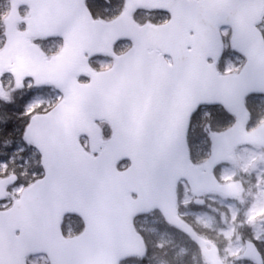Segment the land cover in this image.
<instances>
[{
  "label": "snow or ice",
  "instance_id": "6c2138e0",
  "mask_svg": "<svg viewBox=\"0 0 264 264\" xmlns=\"http://www.w3.org/2000/svg\"><path fill=\"white\" fill-rule=\"evenodd\" d=\"M15 7L14 31L0 11V264L124 259L131 218L161 177L175 176L182 133L195 141L212 120L234 121L209 135L214 157L216 136L264 138V0ZM235 100L249 121L259 109L251 131ZM262 179L264 169L255 180L264 199ZM249 227L236 261L264 264V224Z\"/></svg>",
  "mask_w": 264,
  "mask_h": 264
},
{
  "label": "rangeland",
  "instance_id": "374dc122",
  "mask_svg": "<svg viewBox=\"0 0 264 264\" xmlns=\"http://www.w3.org/2000/svg\"><path fill=\"white\" fill-rule=\"evenodd\" d=\"M0 2V8H1ZM4 24L5 19L3 20ZM221 111L220 109H218ZM255 120H258L259 109L253 111ZM208 121H202L201 127ZM228 123V119H215L211 121V130L206 135L204 132H199L197 138L193 141L191 138V149L195 151L196 156L200 154L203 148L210 150L211 142L209 135L213 131H222L230 126L232 121ZM233 161L227 163L225 167L220 169L218 174L221 181H236L240 180L244 184L242 193L235 197H224L221 195H211L207 199L208 206L204 211L193 209L194 196L191 193L189 186L185 183L179 187V195L183 206L195 213L197 221H205L203 226L210 229L220 225L222 228L216 232L218 239L223 248V255L227 261L237 263L236 255L239 253L238 239L240 243H244V237H251V228L249 225L264 224V216L260 213L264 210V199L257 197L255 180L258 170L264 169V147L241 146L233 152ZM200 157L196 161H201ZM264 183V179H262ZM249 192L252 193L251 197ZM250 197V198H249ZM251 199V200H248ZM255 198V203L253 199ZM241 200L244 203H241ZM249 201V202H248ZM229 205L234 206L232 210ZM191 207V208H190ZM186 211H182L185 215ZM217 223V224H216ZM166 223L162 218H148L138 220V227L145 234L149 244V253L147 259L129 260L124 264H208L201 255L199 248L190 245L189 239L180 236L176 233L168 232L165 227ZM40 264H44L43 261Z\"/></svg>",
  "mask_w": 264,
  "mask_h": 264
},
{
  "label": "water",
  "instance_id": "95a60500",
  "mask_svg": "<svg viewBox=\"0 0 264 264\" xmlns=\"http://www.w3.org/2000/svg\"><path fill=\"white\" fill-rule=\"evenodd\" d=\"M25 0H14V8L11 15L8 18L7 27L11 30L17 28L18 22H20V16L18 13V6L24 3ZM17 46L22 47V41H17ZM8 62H5L7 66ZM23 63L14 64L13 68L20 72L23 70ZM230 108L237 113L242 125L248 120L247 113L243 109V101L235 100L230 103ZM186 123V121H185ZM228 131V130H227ZM227 131L221 132L225 133ZM215 140L217 142L218 151L213 156V152L209 159L201 165H196L191 161L192 165H196L197 169H191L186 167V160L190 157L187 141H184L183 133L181 134V144L180 152L181 159L178 160L173 167L175 168V176L169 178L163 176L160 178L158 185L152 191V193L144 200L142 206L136 211L141 213H149L155 209H159L165 215L169 223L181 228L186 234L193 237L196 243L202 248L203 255L206 257L207 261L211 264H224L219 257L218 248L210 241L199 236L193 227L184 221L177 213V185L182 179L189 181L191 187L196 193L200 192H219L225 195L233 196L239 194L242 190V184L240 182H235L231 184H219L215 174V167L223 162L230 161L233 159L231 156V151L241 144H260L264 145V138L259 136H245L242 132L229 133L227 136H216ZM248 141V142H245ZM191 160V158H190ZM189 177H192L191 179ZM198 204H203V200L198 199L196 201ZM67 211H75L72 207L66 208ZM131 218V224L129 226V233L123 239L119 255L125 257L129 256H145V242L142 235L136 230L133 219ZM134 225V227H132ZM211 245V248L208 245ZM124 259L114 260L113 264H120Z\"/></svg>",
  "mask_w": 264,
  "mask_h": 264
},
{
  "label": "flooded vegetation",
  "instance_id": "af4514ba",
  "mask_svg": "<svg viewBox=\"0 0 264 264\" xmlns=\"http://www.w3.org/2000/svg\"><path fill=\"white\" fill-rule=\"evenodd\" d=\"M3 11H5V8L3 9ZM5 14L6 13H4V16L2 17V19L4 20V17H5ZM256 124H258L256 121H252V120H250L249 122H248V124H247V128H248V130L249 131H251V129H252V127L253 126H255ZM209 154H210V152H209ZM209 156V155H208ZM207 156V157H208ZM207 159V158H206ZM205 159V160H206ZM226 164L227 163H225V165H219L214 171H215V174H216V177L218 178V180H219V182L220 183H222V184H226V183H232V182H234V181H230V182H227V181H221V178H219V176H218V174H219V172H220V169L222 168V167H225L226 166ZM236 181H240V180H236ZM241 182V184H242V190H241V192L239 193V194H236V195H240L241 193H242V191H243V189H244V184H243V182L242 181H240ZM182 183H185V184H187L188 186H189V184L187 183V182H182ZM182 183H181V185H182ZM190 188V187H189ZM191 190V193L193 194V196H194V199H193V203H194V206H192L193 207V209H195V210H197V208H198V210L199 211H204L205 209H206V207L208 206V197L209 196H211V195H215L216 193H207V192H200V193H198V194H196L195 192H193L192 191V189H190ZM217 195H220V194H217ZM236 195H234V196H224V195H222L221 194V196H224V197H228V198H231V197H235ZM181 195H180V200H179V203H178V208H179V210H180V214H181V217L186 221V222H188L193 228H194V230L197 232V234L199 235V236H201V237H203V238H205L206 240H210L211 242H213L214 244H215V246L218 248V250H219V256H220V258L222 259V261L225 263V264H239V262H237V263H233V262H231V261H227V259L224 257V255H223V248H222V245H221V243H220V241L218 240V239H216V232H218L219 230H221V226L220 225H218L217 223V225H216V227H214L213 229L211 228L210 229V227H206V226H203V224H205V221H197V219L195 218V213L193 212V211H191L190 209H187L188 211H186V208L183 206V203H182V200H181ZM251 197V196H250ZM249 197V198H250ZM248 198V200H251V199H249ZM197 199H201V200H203V204H198L196 201H197ZM249 202V201H248ZM191 208V207H190ZM182 211H186V213H185V215L184 214H182ZM154 215L155 216H157V213L156 212H154V213H152V214H141V215H139V216H137L136 217V219H137V227H138V220H144V219H148V218H154ZM260 215H262V216H264V210L260 213ZM169 226H170V228L171 229H175L176 231H178V233L179 234H181V235H183L184 237H186L187 239H189V241L190 242H193V243H195L194 241H193V238L191 237V236H188L187 234H185L181 229H179V228H176V227H174V226H172V225H170L169 224ZM138 229L142 232V230L138 227ZM143 233V232H142ZM143 236H144V238H145V241H146V243H147V240H146V237H145V234L143 233ZM249 239H251V237H244V243H246ZM196 244V243H195ZM197 245V244H196ZM198 246V245H197ZM198 248H199V251H200V253H201V255L203 256V254H202V249L198 246ZM203 258H204V256H203ZM206 261V260H205Z\"/></svg>",
  "mask_w": 264,
  "mask_h": 264
},
{
  "label": "trees",
  "instance_id": "16d2710c",
  "mask_svg": "<svg viewBox=\"0 0 264 264\" xmlns=\"http://www.w3.org/2000/svg\"><path fill=\"white\" fill-rule=\"evenodd\" d=\"M4 1V5L7 3L6 0H3Z\"/></svg>",
  "mask_w": 264,
  "mask_h": 264
}]
</instances>
